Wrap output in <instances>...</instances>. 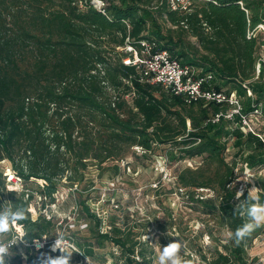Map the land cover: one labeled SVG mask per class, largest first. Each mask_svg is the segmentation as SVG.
<instances>
[{"label":"trees","instance_id":"16d2710c","mask_svg":"<svg viewBox=\"0 0 264 264\" xmlns=\"http://www.w3.org/2000/svg\"><path fill=\"white\" fill-rule=\"evenodd\" d=\"M263 21L264 0H196L188 11L171 9L167 0H111L106 13L88 0H0V162L10 160L25 184L8 191L9 174L0 168V203L29 208V219L20 223L30 239L46 241L39 251L26 249L32 253L28 261L17 256L11 264H39L41 252L61 255L51 252L60 233L79 252L71 264H87L86 256L90 264L105 262L106 254L112 264H155V243L143 239L152 220L136 214L130 219L127 212L121 223L111 216L103 230L105 219L90 203L96 189L92 169L99 177L118 178L131 166L122 165L129 155L135 160L163 155L170 164L200 158L175 167L169 193L183 195L204 225L194 232L163 206L160 185L150 188L168 214L160 233L175 231L190 250L185 259L193 260L195 253L193 264H255L249 248L264 226L238 246L223 233L247 222L234 211L236 192L243 190L246 199L250 188L236 183L246 168L264 203V65L258 76L256 71L264 39L250 36ZM142 39L202 75L212 73L204 88L235 91L252 130L240 113L225 116L229 102H188L162 84L142 80L140 68L123 61L133 54L119 49L140 47ZM256 107L261 113H254ZM216 114L220 119L213 121ZM62 186L74 195L73 220H56L41 210L56 202ZM36 194L42 207L34 218Z\"/></svg>","mask_w":264,"mask_h":264},{"label":"rangeland","instance_id":"374dc122","mask_svg":"<svg viewBox=\"0 0 264 264\" xmlns=\"http://www.w3.org/2000/svg\"><path fill=\"white\" fill-rule=\"evenodd\" d=\"M196 40L195 38H192ZM135 148V147H134ZM139 153H142V149H137ZM231 157V152L229 153ZM200 158L187 159L182 161V165H193L198 163ZM131 162V166H128L126 163ZM180 163V164H181ZM127 165L126 172L118 178L110 177L108 174L103 177H99L98 171L96 168H93L91 171L90 177L95 181V188L92 191V197L90 203L97 209L101 214L106 215V219L109 220L111 216L116 215L119 217V222H123L125 216L130 213L129 217L132 219L133 214L141 217V219L152 220L151 228L148 229V232L143 235V239L153 241L155 243L157 255L159 254L160 246L163 247L168 243L175 240L182 241L179 235L172 230V234L163 235L160 233V224L167 226L168 214L166 210H163V207L159 205V198L153 194V191L150 188H155L156 186H162L161 189V199L163 200V206H167L173 209L174 214L179 218H183L185 221L189 222V227L193 228L192 230L196 232L200 227L204 225L202 220L203 215H199L195 211H192L191 208L187 207L183 195H180L177 192L169 193L171 188L175 187V176L174 169L178 166L176 164H170L167 158L163 155L149 156L146 158H140V160H135L131 155L128 156L126 162H122V165ZM179 164V165H180ZM134 167L136 170H134ZM0 168L4 170L5 174L8 175V186L10 188H15L16 185H20L21 189L24 188V181L15 176L14 172L11 169L10 160H3L0 162ZM11 172L14 174L11 177ZM251 181L250 184L248 181ZM236 183L239 184L240 188H243L249 184L251 187H256L255 178L253 173L248 170L240 173ZM32 188L36 190V185H32ZM168 193V196H167ZM154 195V196H153ZM56 202L48 205L49 207L41 208L42 197L39 194H36L32 201V216L35 218L38 215V208H41L48 216H54L56 220H63L64 218H70L73 220V215L71 211L75 207L74 195L72 190L67 186H62L59 191L56 193ZM119 204L117 206L116 204ZM214 223L213 220H211ZM227 235V233H223ZM163 236L165 241L159 243L155 242V239L160 240ZM154 238V239H153ZM204 241H210L209 236L204 237ZM185 247L182 251V255L185 252H189L187 243L183 240ZM249 253L251 258H257L255 264H264V234L257 237L253 244L249 248ZM109 259L103 262H97L95 264H112L114 258L110 254H106ZM156 261V260H155ZM193 263L197 262L198 259L194 253Z\"/></svg>","mask_w":264,"mask_h":264},{"label":"clouds","instance_id":"9594fccd","mask_svg":"<svg viewBox=\"0 0 264 264\" xmlns=\"http://www.w3.org/2000/svg\"><path fill=\"white\" fill-rule=\"evenodd\" d=\"M97 3H99V0H97ZM21 190L19 184L15 188L8 189V191ZM247 192L246 199H241L244 196L243 190L236 192L235 198L239 202L234 207L235 212L242 217H247V222L234 232L229 231L227 233L229 240L234 241L237 246L256 228L264 226V203L260 201L259 189L251 187ZM3 201V203H0V264H11L12 259L17 256L23 261H28L32 253L26 251V249L31 247L35 251H39L44 247L41 241L35 237L30 239L28 233L24 230V225L20 223L29 219L30 209L23 206L14 207L6 199ZM146 239L148 240V237ZM184 247L185 244L180 240H173L163 247L160 246L155 264H193L192 260L185 259L182 255ZM57 250L61 255L55 257L41 252L37 256L39 264H71L73 253H79L78 250L65 243L63 233L57 235L55 242L51 245V252ZM85 258L87 264H90L89 257L86 256Z\"/></svg>","mask_w":264,"mask_h":264},{"label":"built area","instance_id":"2783aa9c","mask_svg":"<svg viewBox=\"0 0 264 264\" xmlns=\"http://www.w3.org/2000/svg\"><path fill=\"white\" fill-rule=\"evenodd\" d=\"M98 10L106 13V8L111 0H88ZM171 9H178L182 11H188L192 8L196 0H167ZM81 6L83 3L81 2ZM262 35L264 39V21L260 23L255 30L250 32V36ZM155 43L146 39L140 40V47L133 44H127L126 46H120L119 49L127 50L133 55L126 56L123 61L130 65H136L141 70L142 80L148 81L153 84H162L165 88L172 90L176 94L183 95L186 100L198 101L200 99H206L207 101L215 100L217 102H229L231 108L225 114L226 117L231 118L235 113L241 114L240 99L235 91L227 94L224 91H217L214 88H204L206 82L210 81L213 77L212 73L202 75L193 66L182 65L180 60L173 57L168 49L156 50L154 49ZM264 65V44L262 45L261 53L259 54L257 61V76L260 73L261 67ZM248 94H252V90L248 89ZM255 114L261 113V108L256 107L254 109ZM221 114H216L213 121H218ZM242 115L244 126L252 130L250 120L246 115ZM137 147V149H139ZM141 149V148H140ZM246 170L250 171L249 168ZM251 172V171H250ZM252 173V172H251ZM99 214L104 217L105 222L103 230H107L109 225L106 219V215ZM43 245H45V239H38ZM65 240V239H64ZM67 245L75 248L73 244L65 240ZM92 264V263H91Z\"/></svg>","mask_w":264,"mask_h":264},{"label":"bare ground","instance_id":"6f19581e","mask_svg":"<svg viewBox=\"0 0 264 264\" xmlns=\"http://www.w3.org/2000/svg\"><path fill=\"white\" fill-rule=\"evenodd\" d=\"M11 177H13V176H11Z\"/></svg>","mask_w":264,"mask_h":264}]
</instances>
